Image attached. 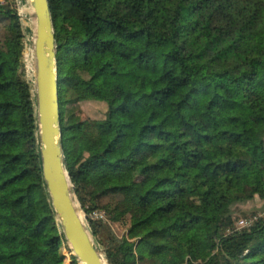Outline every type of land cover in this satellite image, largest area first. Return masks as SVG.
<instances>
[{"label":"trees","instance_id":"16d2710c","mask_svg":"<svg viewBox=\"0 0 264 264\" xmlns=\"http://www.w3.org/2000/svg\"><path fill=\"white\" fill-rule=\"evenodd\" d=\"M49 2L65 165L108 264H264V216H233L264 202V0ZM24 41L0 0V264H65ZM100 210L130 217L112 247Z\"/></svg>","mask_w":264,"mask_h":264},{"label":"water","instance_id":"95a60500","mask_svg":"<svg viewBox=\"0 0 264 264\" xmlns=\"http://www.w3.org/2000/svg\"><path fill=\"white\" fill-rule=\"evenodd\" d=\"M36 21L35 92L42 176L67 242L80 264H108L86 225L65 165L55 27L49 0H29Z\"/></svg>","mask_w":264,"mask_h":264},{"label":"rangeland","instance_id":"374dc122","mask_svg":"<svg viewBox=\"0 0 264 264\" xmlns=\"http://www.w3.org/2000/svg\"><path fill=\"white\" fill-rule=\"evenodd\" d=\"M16 7L21 17L23 33L25 36V41H24L25 50H24L23 63L26 69V79L32 86V93L34 96L35 107L37 111V100H36V92H35V56H34V39H35L34 33H35L36 21L29 0H16ZM106 111H107L106 105L103 103L85 102L79 105L78 116L82 120H101L104 118ZM107 202L108 200H104L102 204H106ZM82 215L86 225L90 229L87 217L83 211H82ZM233 216L235 220L236 230L240 231L245 228H248L258 218L264 216V202L256 198L251 202L239 204L234 207ZM90 217L92 220H97L102 223L100 236L104 247L106 248L112 247L115 244L121 242L123 238L127 236L130 225V217H126L120 222H113L106 214V212H104L103 210L93 212ZM242 221L245 222L244 225L241 224ZM93 239L102 253V250L100 248L97 239L94 236ZM63 252L66 256L65 264H73L72 257L75 256L68 242L67 244L64 245ZM77 262L78 264H80L78 259Z\"/></svg>","mask_w":264,"mask_h":264},{"label":"bare ground","instance_id":"6f19581e","mask_svg":"<svg viewBox=\"0 0 264 264\" xmlns=\"http://www.w3.org/2000/svg\"><path fill=\"white\" fill-rule=\"evenodd\" d=\"M35 30H36V25H35ZM34 36H35V33H34ZM34 42H35V39H34ZM34 56H35V54H34Z\"/></svg>","mask_w":264,"mask_h":264},{"label":"built area","instance_id":"2783aa9c","mask_svg":"<svg viewBox=\"0 0 264 264\" xmlns=\"http://www.w3.org/2000/svg\"><path fill=\"white\" fill-rule=\"evenodd\" d=\"M241 224H242V225H244V224H245V222H244V221H242V222H241Z\"/></svg>","mask_w":264,"mask_h":264}]
</instances>
